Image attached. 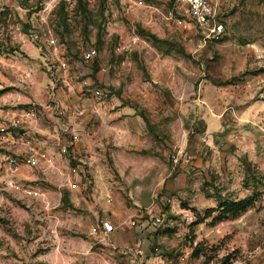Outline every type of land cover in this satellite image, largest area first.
<instances>
[{
    "label": "rangeland",
    "instance_id": "374dc122",
    "mask_svg": "<svg viewBox=\"0 0 264 264\" xmlns=\"http://www.w3.org/2000/svg\"><path fill=\"white\" fill-rule=\"evenodd\" d=\"M47 1L0 0V177L10 176L3 124L26 108L63 120L47 105L89 110L99 86L142 119L70 150L80 168L72 186L46 183L37 199L0 192V264H49L44 251L81 240L99 217L155 222L149 247L182 250L181 264H264V0H215L226 25L219 40L167 20L173 0ZM38 218L77 221L62 227V243ZM134 229H118L134 235L117 248L111 235L93 236L89 264H132L124 248L135 246Z\"/></svg>",
    "mask_w": 264,
    "mask_h": 264
},
{
    "label": "built area",
    "instance_id": "2783aa9c",
    "mask_svg": "<svg viewBox=\"0 0 264 264\" xmlns=\"http://www.w3.org/2000/svg\"><path fill=\"white\" fill-rule=\"evenodd\" d=\"M58 1L59 0H48L45 9L52 4H56ZM66 1L72 5L77 4V0ZM132 1L139 6H145L144 0ZM165 17L178 27L189 28L193 26L203 34L205 39L219 40L223 37L226 31V25L217 12L215 0H173L172 4L167 8ZM138 41L139 38L137 36L133 37L131 40L132 44H135ZM50 42L55 43V40L51 39ZM97 54L98 50L92 47L84 52L83 57L86 61L93 60ZM62 65L66 66V63L63 62ZM89 91L91 92L92 98L98 104L115 106L111 101L112 97L106 88L93 86L90 87ZM47 107L49 109H56L58 114L65 116L69 122L75 123L66 128L65 138H62L61 136L58 138V151L60 154L68 156L70 147L79 140L82 135L76 124L81 122L82 118L87 114L88 109L84 104L67 105L62 102L57 104L50 103ZM39 114L40 110L37 107H29L13 116L7 124H4L3 127L6 131L8 130L7 133L9 134L12 131L11 129L17 130L16 134L19 136L21 135L26 149L22 154L9 155L7 167L10 176L8 178H4V176L0 177V192L5 188H11L27 198L37 199L44 196L41 181L29 180L20 175L24 166L29 169L38 170L42 177L46 179L53 178L60 174L55 155L49 149L40 147L36 144L34 138L29 137L25 132H22L24 126L28 124L30 120L37 119ZM178 159L179 158L174 154L173 160L175 163L178 162ZM4 168L3 164L0 163V170L4 171ZM79 173L80 168L77 165H69L65 174V184L72 186ZM16 176H21L22 180H18ZM164 199L171 205L175 202V199L169 196H165ZM131 224L132 226L139 227L142 224V220H132ZM112 229V223L107 218L99 217L95 225L91 226V233L108 237ZM149 245H151V242L146 237H139L135 243V247L130 251H133L136 255H141L144 254ZM154 251L158 253V256L162 255L159 246H155ZM186 256L187 253L182 255V259H186ZM161 264L167 263L163 262Z\"/></svg>",
    "mask_w": 264,
    "mask_h": 264
},
{
    "label": "crops",
    "instance_id": "0c3cea01",
    "mask_svg": "<svg viewBox=\"0 0 264 264\" xmlns=\"http://www.w3.org/2000/svg\"><path fill=\"white\" fill-rule=\"evenodd\" d=\"M115 106H110V105L102 106L99 104L91 107L88 110L85 118H82L81 122L76 124L77 127H79L82 135L79 138V140H77L70 147V150H73L74 153L79 152L81 150V146L88 145L89 142L94 141L96 134L99 133L100 131L104 133L107 130H111L114 127L126 131L127 126L129 127L132 121H138L141 118L140 117L141 114L138 113V110L135 107L132 106L130 107L125 105L122 107L115 108ZM44 109L49 111L48 108H44ZM42 115L43 113L41 112V114L37 119L30 120L28 124L24 126V129H22V132H25L27 136L34 138L36 144H38L40 147L49 149L55 155V158L58 162V166L60 169V174L56 175L53 178L46 179L42 177L41 173L38 170L29 169L28 167L24 166L22 168L20 175L29 180L41 181L43 190L44 188L46 189L47 184L52 181H54V183H56V185L60 189V187L68 186L65 184V174L69 168V165L71 164L72 155L71 153L68 156H64L60 154L57 147L58 138L59 136L65 138L66 128L69 127L71 124H75V123L69 122L68 119L66 118H64L63 120L60 119L58 120V118L48 120L46 119V117ZM200 116L202 117L201 110H200ZM85 122H87V125L85 124ZM95 122H97L96 125ZM99 122L100 125L98 124ZM4 124H6V122ZM85 135L86 138L84 141L83 137ZM81 140L83 141L79 143ZM7 141L8 144L11 145V146L8 145V148L10 149V154L12 155L22 154L26 149L21 135L19 136L18 134H16V132L10 133V136L8 137ZM104 142L107 143V141ZM99 144H102L101 146H103V142ZM49 197H50V193H49ZM46 203L49 202L46 201ZM104 205L106 209L107 208L111 209V204L105 200H104ZM107 219L115 226V229L112 230L108 236L110 238L111 235V240H113L115 248L122 245L124 246V244L127 243L126 241L129 242V240L132 239L134 232L131 230L129 231V234L132 235V237L130 235L129 237L128 235L125 237L121 231H120L121 233L120 232L118 233L119 228H124L126 223H128L129 225L132 220H138V221L142 220V224L139 227L133 226L135 227L134 229L135 234L140 233L137 239L139 237H146L150 242H153L151 239L152 236L150 237L148 234L154 231L155 222H153V225L149 224L150 222L148 221V218H107ZM37 220H38V224L41 226V231L45 237L47 235L51 237L52 235L57 240H61L63 238L62 243H64V238H65L63 236L61 237L60 234L63 232L64 229L62 227L64 225H67L68 223L70 227L72 225L74 227V223L77 221L76 218H38ZM97 220L98 218H94V223L92 225H95ZM91 226H90V230L84 236L81 237V240H74L70 238L68 240V243L70 245L69 244L56 245V246H52L51 249L44 251V253H46L45 254L46 258H49L50 255H53L55 258V260H53V262L49 264H89L90 262H94L95 259L94 244H96V242L93 236H99L101 238L102 237L107 238V237L100 234L97 235L92 234ZM132 247L133 246H129L127 249L124 248V255L127 254L128 256L131 257L132 264H145V263L161 264L163 262H166L167 264H181L183 261L181 259L182 250L181 252L179 250H176V252L174 253L175 256H169V254H165L161 250L162 255L158 256V253L155 252L154 249H151V247H147L144 254L136 255L133 251H130V254L128 253V251L132 250L135 246L133 248ZM109 264H115V263L109 262Z\"/></svg>",
    "mask_w": 264,
    "mask_h": 264
},
{
    "label": "trees",
    "instance_id": "16d2710c",
    "mask_svg": "<svg viewBox=\"0 0 264 264\" xmlns=\"http://www.w3.org/2000/svg\"><path fill=\"white\" fill-rule=\"evenodd\" d=\"M79 0H77V2H78Z\"/></svg>",
    "mask_w": 264,
    "mask_h": 264
}]
</instances>
